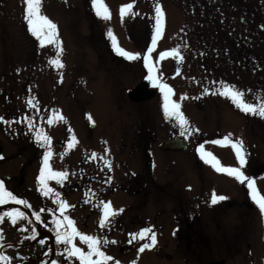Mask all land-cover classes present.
<instances>
[{
    "label": "rangeland",
    "instance_id": "rangeland-1",
    "mask_svg": "<svg viewBox=\"0 0 264 264\" xmlns=\"http://www.w3.org/2000/svg\"><path fill=\"white\" fill-rule=\"evenodd\" d=\"M103 3L110 11L109 20L95 14L91 0H42L41 13L57 25L62 47L57 57L55 45H51L52 52L45 45L40 49L41 54L38 53L36 45L39 41L28 32L23 20V0H0V117L15 126L17 138L35 136L36 128L42 129L48 136L58 137L55 136L57 127L67 125L70 122L68 119L76 126L71 124V128L69 125L59 131H65V137H68L70 128L79 136L82 129L72 112L68 111L74 108L69 92L82 89L80 80L84 78L92 83L96 96L102 95L98 92L106 94L110 110L109 113L100 104V97L96 103L90 104V108L96 111L97 124H111L112 128L105 129L100 136L104 139L113 131V138L105 140L115 158L112 162L113 184L117 182L127 190L122 192L126 198L119 194L113 199L114 206L119 209L128 200L132 202L133 209L128 206L127 210H130L127 213L133 215L136 202L143 201L144 215L152 217L149 221L144 219V224L129 225L130 232L137 233L142 228L151 227L157 233L160 225L170 229V220L175 225L178 223L173 219L178 218L180 226H183L181 216H192V229L198 235L190 248L194 251L192 264H202L224 256L232 259L228 257L230 252L220 251V239L222 232L234 233L235 219L239 216L246 220L245 231L248 232L242 237L241 250L244 251L246 243L256 249L264 248V240H260L264 239V215L249 197L246 183L241 184L233 177L226 178L225 173L216 171L221 174L219 177L210 165L198 166L192 156L196 153V144L201 141L204 150L219 159L221 166L238 167L231 145L211 143L222 141L224 136L231 134L233 141H242L246 153L242 171L248 177L256 173L255 186L264 196V118L241 112L228 98L218 94V89L228 84L242 91L248 103L264 101V0H134V3L133 0H103ZM128 3H133V8L121 19L119 8ZM156 3L162 7L164 27L151 56L155 62L161 51L178 47L182 61L177 64L172 58L162 59L157 73L162 74V82L176 90L173 100L181 106L180 110L188 121L186 127L198 129L187 138L189 148L170 157H165L158 148L159 142L167 137L161 124L171 123L175 127L171 130L177 135H181V128L174 119H165L163 112L160 115L158 110L155 112L158 124L153 125L155 131L149 129L147 132L150 135L148 140L140 139L143 127L141 114H145V110L162 108L163 97L149 98L146 104H133L128 100L129 92L125 91L138 83L140 76L137 77V74L143 73L145 77L147 71L143 69L140 73L136 65H130L129 75L124 76L126 83L122 85L117 77L108 83L103 76L86 71L95 56H119L113 49L112 39L107 36L109 29L120 48L141 54L147 51L155 27ZM9 42L14 51L10 54L11 60H15V56L19 63L11 62L6 55ZM135 46L142 50L138 51ZM57 58L62 68L57 69L49 63ZM78 72L86 76L82 75L79 80L73 78ZM118 80L120 84L115 83ZM206 88L209 89L207 94L204 91ZM62 92L65 105L59 100ZM29 98H34L35 108L26 104ZM119 104L121 107L125 105L126 109L119 111ZM51 105L55 108H50ZM57 112L64 120L54 119L49 125L48 116ZM22 117L31 119L33 131H29L26 123L20 122ZM119 120L126 122L122 130ZM120 136L122 141L113 147ZM94 139L98 141V138ZM141 158L142 161H138ZM213 192L225 199L211 204ZM166 201L169 204L164 203ZM229 203L236 207L228 209ZM247 204L254 208L249 211ZM168 205L169 208L166 207ZM178 206L183 213L172 212ZM160 212L161 218H156ZM212 214H215L214 217ZM126 216L124 214L121 218ZM204 218L208 220L202 230ZM127 242L118 240L115 245ZM139 242V239L134 240L132 247L137 248ZM168 242L169 239L164 236L155 246L165 248ZM169 244L173 245V242ZM177 247L180 248L179 242ZM235 261L249 264L248 259L246 263L242 262V256L236 257Z\"/></svg>",
    "mask_w": 264,
    "mask_h": 264
},
{
    "label": "flooded vegetation",
    "instance_id": "flooded-vegetation-1",
    "mask_svg": "<svg viewBox=\"0 0 264 264\" xmlns=\"http://www.w3.org/2000/svg\"><path fill=\"white\" fill-rule=\"evenodd\" d=\"M37 47H40V44L37 45ZM50 49H52L51 46H49L48 50ZM130 65L132 67L136 65L135 68L138 67L140 73H142L141 70L143 69L147 70L143 65L142 59L133 62L119 56L107 57L102 55L95 56L93 60H90L86 71H88V73L103 76L104 80H108V83H110L111 80H115V77H117L122 85L126 83L124 76L129 75ZM82 75L86 76V74L78 72L74 74L73 78L79 80L83 77ZM136 76H140L138 83L134 87H131V89L125 90L126 93L130 91L147 92L144 90L146 87L151 89L152 83L144 78L143 73L137 74ZM119 80L115 83L120 84ZM80 81H82V89L80 88L79 90L69 92L71 96L70 102L74 104V108L72 110L67 109L74 113L76 123L82 129L80 135L75 136L78 143L74 148L66 151L68 140H65L64 136L61 135L59 131L60 126L57 127L59 129L56 130L57 132L55 133V136L58 135V137L49 136L50 148L52 151L50 159L51 167L55 171H67L69 175L63 183L58 184L55 180H50L47 183L55 192L60 193L61 199L73 206L69 207L65 214L74 220L75 226L79 231L85 234L103 236L109 241H129V233H132L129 231V225L144 224L145 221H149L152 217L144 215L143 201L136 202L137 207L133 215H130L131 212L127 213L130 210H127L128 206L133 209L131 205L132 202L129 203L127 200L126 203L119 208L123 209V211L111 218L112 222L110 225H106L103 228L98 227V221L102 214L100 202H110L112 208L116 209L113 199L119 194L125 197L122 192L125 191L126 193L127 190L117 182L113 184V153L111 146H108L105 142L107 138H112L111 134L113 131L110 135L107 134L104 139L99 136L97 142H95L94 139L99 134L101 135L105 129L111 128L110 123L107 125L97 124L96 111L90 108V104L93 102L96 103V99L100 97V104L104 105L105 109L110 113V110H108L109 108H107L106 94L104 95L102 92H98L102 95L97 94L96 96L97 91H94L91 87L92 83L90 81L84 78H81ZM141 87L143 88L141 89ZM173 92H176V90H173ZM159 95L160 94H156L154 97ZM59 100L61 104L65 105L66 99L63 96V92L60 94ZM66 106L69 107L68 103H66ZM111 106L116 105L112 104ZM117 109L123 111L126 109V106L123 105L121 107L119 104L117 105ZM161 109L162 108L157 107L154 110H145V114H141L140 121L143 124L141 128V140H148L147 137L150 135H148L147 132H149V129L155 131L154 126L158 124V122H156L155 112L158 110V115H160L163 112ZM60 113L62 112L60 111ZM149 120L151 123L150 128H148L147 125ZM1 124L0 122V157H2L0 158V181H3L6 189L11 191L18 198L28 201L29 206L17 205L11 201L4 205H0V212L9 211L12 208H19L26 217L25 220L17 221L15 225H13L7 217L3 219V222H0V230H2L3 233V240H0V253L10 257V264H53V261H55V264H79V262L74 259L72 262L66 261L62 246H58L55 242V233L51 224V218L52 214L59 217L60 213L57 211L58 205L53 202L54 197L51 195H42L41 192L38 191L37 176L40 174L42 158L47 149L42 147L40 142H37L35 136L17 138L16 128L12 123H3L4 126ZM74 125L76 126L75 123ZM161 125L163 126L162 130L164 134L167 132V137L162 139V143L168 141V139L182 137L171 130L175 128L171 123ZM170 125L172 127H170ZM125 126L126 122L124 120H119L120 129H124ZM5 128L8 129L6 130ZM122 139L123 138L120 136V138L115 141L113 147L118 146ZM200 142L201 141L196 144V148L200 145ZM106 148L108 152L105 156ZM62 153H64L63 158H61ZM92 153H95L96 157L94 159H88V157H91ZM162 154L165 157H170L172 154L176 153L162 152ZM144 155L146 157V153H144ZM192 156L198 166H205L204 161L197 152L195 154L192 153ZM101 157H103V159H101ZM104 160L110 162V169L105 165ZM188 161L190 160L188 159ZM217 176L221 177V174ZM254 176L253 174V177H251L253 180ZM226 178H229V176L226 175ZM139 192L140 191H137L136 193ZM86 199L88 202H86ZM164 203L169 204L168 201ZM166 207L169 208V205ZM235 207L236 206L232 205V203L228 204V209H234ZM42 208L45 209V211L40 212ZM246 208L251 211L254 207L251 204H247ZM48 209H51L52 212L50 213L47 211ZM167 211H169V209ZM34 212L40 213L41 219L39 221L35 219L33 215ZM172 212L183 213V211H180L179 206L172 209ZM124 214L127 216L125 219H122L121 217ZM215 214H217V212H215ZM161 215L162 212L158 213L156 218L160 219ZM181 217H183L182 219L184 220L183 226H180L179 219L175 218L173 220L178 224L173 225V222L170 220L169 224L172 225L170 229L159 224V232L156 233L157 243L165 236L169 239V242H173V245H170L168 242L167 245H164L165 248L155 246L143 252H138L140 244L145 243V241H140L137 244V248H133L132 243L127 242L121 245L109 244L103 246L102 250L113 257L114 261H119L120 264H131L132 261H135V264H192L194 251H191L190 248L193 246V241L197 240L195 238L198 235L194 233L192 229V216L186 215ZM207 220L208 218L202 220V229L206 228L205 225H207ZM235 222L237 223L234 228V233L226 234L222 232L220 239V251L225 253L230 252V256L228 257L232 259H228L224 256L217 261L208 262L207 260L202 264H239L235 261V258L239 256H242L243 263H246L248 259L249 264H264V248L256 249L254 246L252 247V244L246 243L244 244L245 249H243L246 252L241 250L243 246L242 237L245 233H248L245 231L246 220L238 216ZM241 225H243L244 232L241 231ZM262 225H264L263 222ZM33 229H35L37 233L36 238L25 239V237L30 236ZM40 240H44V244H40ZM260 240L263 241L264 239L260 238ZM74 242L83 250H87L86 245L80 244L78 238ZM178 242L180 248L177 247ZM109 264H113V262L110 261Z\"/></svg>",
    "mask_w": 264,
    "mask_h": 264
},
{
    "label": "snow or ice",
    "instance_id": "snow-or-ice-1",
    "mask_svg": "<svg viewBox=\"0 0 264 264\" xmlns=\"http://www.w3.org/2000/svg\"><path fill=\"white\" fill-rule=\"evenodd\" d=\"M41 2L42 0H23L24 10H23V20L27 25L28 32L39 41V44L43 47L45 45H55L56 46V55L57 57L62 52L61 41L58 38L57 25L52 22L48 17L41 13ZM134 3V0H133ZM133 3H128L120 6L119 15L121 19L128 14V12L133 8ZM92 8L95 14L98 17L103 18L104 20H109L111 14L107 6L103 3V0H91ZM155 10V27L152 33L151 44L148 46L147 51L143 54L133 53L124 50L117 46L116 39L113 36L112 30L109 29L107 36L112 39V46L114 51L122 56L128 61H135L138 59L143 60V65L147 69V75L144 77L146 80L150 81L153 87H156L163 94V104L162 110L165 119H174L181 128V135L185 139L192 134L193 131H198V129H189L186 127L188 121L184 117L181 109V106L178 102L174 101L171 97L173 96V89L167 84L163 83L161 80V75L157 73V66L160 64V61L168 56H171L176 59L177 64H179L183 57L178 50V47L172 48L170 51H161L159 57L153 62L151 53L154 51V47L157 43V40L160 38L163 27H164V13L162 7L159 3H156L154 6ZM136 15V13H132ZM187 45H185L186 47ZM51 65H54L57 69L62 68L63 65L61 61L57 59H52L49 61ZM19 71V70H18ZM179 72V68H177ZM205 94L209 92V89H205ZM213 95H216L217 92H212ZM218 94L225 98H228L231 103L238 108L241 112L250 115H256L260 118H264V101L258 100L257 103H248L244 100L243 92L235 89L234 87L223 84V86L218 89ZM186 97H181L184 99ZM26 104L29 107L35 108L37 105L34 102V98H29L26 101ZM56 121H63L64 118L58 112L55 115H49L47 123L52 125ZM0 122L11 123L5 121L3 117H0ZM20 122H24L28 125L29 131H33L31 119L21 118ZM71 133V129H69ZM35 138L37 142L41 143L42 147H45L47 150L44 152L42 158V165L40 167V174L37 176L38 191L45 196H53L54 203L58 205L57 211L60 213L58 217L55 214H52L51 224L55 233V242L58 246H62L63 254L66 261L72 262L73 259L78 261L79 264H109L110 261L113 264H120L119 261H114L113 257L106 254L102 250L103 246L109 244H115V240L109 241L103 236H95L90 234H85L78 230L75 226L74 220H72L68 215L65 214L66 210L69 207H73L67 204L63 199L60 198V193L55 192L53 188L48 186V181L55 180L58 184L63 183L67 178L69 173L67 171H55L50 165V159L52 156V151L50 148V137L43 132L42 129L36 128L34 131ZM77 140L74 135L70 136L69 141L67 142L66 151L74 148L77 144ZM211 143L213 144H224L231 145V148L235 154L236 160L238 162V167H224L221 166L218 159L210 152L204 150V145L200 144L196 148V152L200 155V158L206 164H210L217 172L226 173L228 176L233 177L237 182L247 185L248 195L251 200L259 207V210L262 215H264V196H261L257 191L255 182L251 177H248L242 171L243 167L246 164V153L243 148V143L239 139L232 140L231 134H228L223 137V140H214ZM108 149H105V156L107 155ZM64 153L61 154L63 158ZM96 157L95 153L91 154V157L88 159H94ZM2 158V157H0ZM103 159V157H101ZM105 165L110 169V162L104 160ZM110 179V178H109ZM87 195V194H86ZM225 197L218 196L213 192L211 195V204H215L219 200H223ZM9 201L14 202L17 205L29 206L28 201L18 198L11 191L7 190L3 181H0V205H4ZM86 202L87 199H86ZM101 215L98 221V227L103 228L106 225L111 224V218L123 211V209H113L110 202L101 201ZM45 211V209H40V212ZM50 213L51 209H48ZM33 215L35 219L39 221L41 219L39 212H34ZM7 219L15 225L17 221L25 220V214L20 211L19 208H12L6 212H0V222H3V219ZM23 230V229H22ZM36 231L33 229L30 236L25 237V239H35ZM128 243H132L134 240L139 239L140 241H148L140 244L138 252H143L147 249H151L156 244V233L151 227H145L140 229L137 233H129ZM79 239L80 244L86 245L87 250H83L81 247L77 246L74 242L76 239ZM0 240H3V233L0 230ZM44 240H40V244H44ZM0 264H10V257L0 253ZM55 264V261H53ZM131 264H135V261H132Z\"/></svg>",
    "mask_w": 264,
    "mask_h": 264
},
{
    "label": "water",
    "instance_id": "water-1",
    "mask_svg": "<svg viewBox=\"0 0 264 264\" xmlns=\"http://www.w3.org/2000/svg\"><path fill=\"white\" fill-rule=\"evenodd\" d=\"M145 90V89H144ZM147 94L149 93V96H147L146 98L143 99H147L148 97L152 96L154 94V92H136V94ZM186 146V143L183 141H179V140H173V141H168L166 143H164V149L165 150H174V151H180L182 149H184Z\"/></svg>",
    "mask_w": 264,
    "mask_h": 264
}]
</instances>
